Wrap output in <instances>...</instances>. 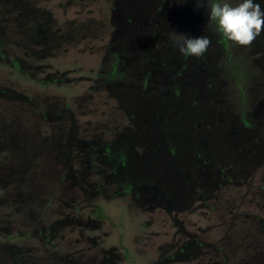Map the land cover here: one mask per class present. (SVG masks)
<instances>
[{
  "label": "rangeland",
  "instance_id": "1",
  "mask_svg": "<svg viewBox=\"0 0 264 264\" xmlns=\"http://www.w3.org/2000/svg\"><path fill=\"white\" fill-rule=\"evenodd\" d=\"M206 13L197 0H0V264H264V32L236 50L245 90L216 39L193 57L204 121L181 127L198 146L179 143L172 164L163 145L180 141H139L148 127L107 81L121 56L135 82L175 88L185 64L167 30L211 36Z\"/></svg>",
  "mask_w": 264,
  "mask_h": 264
},
{
  "label": "trees",
  "instance_id": "2",
  "mask_svg": "<svg viewBox=\"0 0 264 264\" xmlns=\"http://www.w3.org/2000/svg\"><path fill=\"white\" fill-rule=\"evenodd\" d=\"M125 31L129 42V43L125 42V44L128 45L130 44V45L128 46V48L126 47L127 50L124 49V51L130 56L128 50L133 47V41H131L132 31L130 28H128ZM142 33L145 35V39L147 40L148 38L153 39L156 35L153 33V30L150 28H148L146 31H142ZM194 33H195L194 35H196V32ZM207 33L209 34L208 31ZM209 37L211 40L216 39L215 40L216 45H218L219 47L221 46V48L224 49L223 51L225 52L228 51L230 56L229 58L230 64H227V67L229 68L230 74L233 76L236 82V88L239 89L241 88L245 90L247 86V82L249 81L248 78L252 76V66L249 63V59H247V56L245 54L236 53V50L239 49L240 47L234 42H232L226 35L217 32L214 28V25H212L211 36ZM138 38L140 41L142 40L140 34H138ZM219 41L221 42L219 43ZM148 42L149 40L148 41L145 40V45ZM140 43H142V41ZM144 55L145 52L141 51L137 53V58L133 56L134 57L133 60H135L138 64V66H136L134 70L135 69L137 71L141 70V66L143 64V61L145 60L144 58H142ZM183 57H184L185 66L184 65L182 66L183 67L181 71L182 73L180 79L176 80L177 86L175 88L167 87V86L153 88V85L152 83H150V80L146 74H144L142 78H137L138 82H135L134 78H132L133 75L132 69L130 67L126 68L127 66H125V64L123 63V57L121 58V56L113 57V62L111 65L112 72L109 74V77L107 78L108 82H113L117 85L115 94L116 95L118 94L119 96L120 105H123V110L127 114V118L129 119V124H138V125L143 124L140 127H143L144 125L148 127V128L140 129L136 125L135 130H138L140 134V136H138L139 141L143 143V140L147 138L149 135L153 136V138L152 139L149 138V143L147 147H150L151 145H154L156 147L157 140L163 138L165 135L167 138L168 137L173 139L176 138L177 140L180 141L177 144L178 145L177 151H174V149L173 150L170 149V147L172 146L171 141H169L170 143L168 142L169 144L167 146L163 145V147L165 146V149L168 148V152L171 155V157H167L165 159H168V161L171 164H172L171 160L174 158V155H176L178 153V150L180 149L179 146L180 144L183 145V148L185 149V154H189V152L194 146H198L197 145L198 143H196L197 141H195L196 139L188 138L187 133L185 132V130L182 132L181 127H185L184 124H188V125L198 124V117L200 120L202 119L201 112L198 109L199 106L198 100L193 99L194 86L191 85L192 83L190 84V80L189 81L186 80V77H188L187 73H189L193 78L196 75H198V69H194V70L192 69L193 71L190 70L191 73L188 71L191 67L197 68V65L193 61L192 56L183 55ZM139 67L140 69H137ZM206 71H207V67L204 68V72ZM196 78H198V76H196ZM196 82L198 83V79L196 80ZM137 84L138 86H136ZM167 91H170L172 95L168 96V94L170 93H168ZM165 93L168 94L164 96ZM247 106H248L247 100H244L242 102V109L244 112L240 113L242 120H244L243 122H245V118L249 114V110H247ZM242 113L244 114V116ZM203 121L201 122V124H203ZM148 124L151 125L159 124L160 126L156 128H149ZM166 124H180L176 126L177 133L175 134V136L171 137L168 134L170 130L166 131L165 128ZM185 128L187 129V127ZM159 132H160L159 135H162L161 137L157 136ZM131 133L133 134V136L136 137V134H134L133 131H131ZM131 137L132 136L129 135L128 139H130ZM163 139L166 138L164 137ZM190 140L194 144H192L191 142L189 143ZM158 150H160V147L158 148ZM189 162L190 161L186 158L182 162L174 161L173 164L177 166L178 165L183 166L184 164H188ZM170 163H168L169 169L166 171L167 177H170L171 173L172 175H174L173 171L170 169V165H169ZM196 174L198 175V172H196ZM91 215L100 221H104L105 219H107L105 211L100 204L94 207Z\"/></svg>",
  "mask_w": 264,
  "mask_h": 264
},
{
  "label": "clouds",
  "instance_id": "3",
  "mask_svg": "<svg viewBox=\"0 0 264 264\" xmlns=\"http://www.w3.org/2000/svg\"><path fill=\"white\" fill-rule=\"evenodd\" d=\"M264 0H197V7H207V21L217 32L240 46H250L264 32ZM168 39L178 52L202 57L211 39L207 35L189 36L167 30Z\"/></svg>",
  "mask_w": 264,
  "mask_h": 264
}]
</instances>
